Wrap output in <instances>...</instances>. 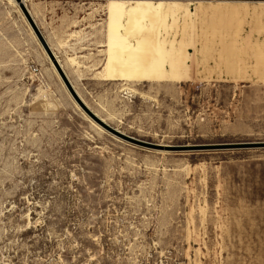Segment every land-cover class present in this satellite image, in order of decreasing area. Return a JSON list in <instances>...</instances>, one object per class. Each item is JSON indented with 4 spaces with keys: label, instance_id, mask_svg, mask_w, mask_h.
I'll list each match as a JSON object with an SVG mask.
<instances>
[{
    "label": "rangeland",
    "instance_id": "1",
    "mask_svg": "<svg viewBox=\"0 0 264 264\" xmlns=\"http://www.w3.org/2000/svg\"><path fill=\"white\" fill-rule=\"evenodd\" d=\"M238 5L198 4L214 16L113 47L160 49L155 74L123 94L144 99L142 119L113 127L164 151L84 115L0 0V264L25 250L30 264H264V148L202 147L264 142V13L230 14L250 10Z\"/></svg>",
    "mask_w": 264,
    "mask_h": 264
},
{
    "label": "crops",
    "instance_id": "2",
    "mask_svg": "<svg viewBox=\"0 0 264 264\" xmlns=\"http://www.w3.org/2000/svg\"><path fill=\"white\" fill-rule=\"evenodd\" d=\"M22 1L27 6L51 49L60 50V56H62V60L68 68V74L67 72L66 74L69 80L84 103L99 118L111 127L117 122H121V120L125 122L142 119L144 99H141L138 94L133 95L132 98L123 95L125 92L128 95L131 94L130 91L133 90L131 83L137 82H127L118 77H107L105 66L109 55L108 49H113L108 44L109 15L106 10L108 0ZM129 1L175 2L189 5V8L198 4L206 6L227 4L237 7H241L238 4H247L251 10L250 15L264 13V0ZM197 13L201 12L189 11V14ZM67 44L70 45L67 46ZM72 49L74 51H71ZM69 58L74 59L76 62L73 63ZM134 87L139 91H145L144 84L135 85Z\"/></svg>",
    "mask_w": 264,
    "mask_h": 264
},
{
    "label": "bare ground",
    "instance_id": "3",
    "mask_svg": "<svg viewBox=\"0 0 264 264\" xmlns=\"http://www.w3.org/2000/svg\"><path fill=\"white\" fill-rule=\"evenodd\" d=\"M8 3L11 4L12 6L17 7V8L19 7L23 16L25 17L22 9L19 6V3H20V4H23L27 8V6L24 4V2L22 0H8ZM106 10H107V13L109 15L108 44L111 45V47L117 46L118 44L120 45L121 43L123 44V42H121L123 40H121V39H127V42H125V45L127 47H129V46L137 47L138 43L128 41L129 38L130 37L137 38V37H141V36L147 37V36L146 35H137V34L134 35V34H131L132 31H141L143 29H150L151 30V29H155L157 26L159 28H162L166 24L167 19H172L173 21H175L174 19L181 17L180 15H182V14L188 15L189 14V6H186V5L183 6L182 3H175V2H172V3H166V2L153 3V2H148V1L108 0ZM204 11L207 12L208 10L204 9ZM250 11L251 10H244L243 9V10H239L237 12H233L230 14L250 15ZM215 12H216L215 13L216 15L227 14L226 12H221L220 10H216ZM25 19H26V17H25ZM26 22H27L26 24H27L28 28L30 29V32L32 33L33 37L35 38L36 43L43 48V46L41 45L39 39L35 35L32 27L29 24L27 19H26ZM68 45H70V44H67V46ZM48 46H49V44H48ZM62 46H64V45H62ZM50 49H51V47H50ZM159 50L160 49H108L109 55H108V59H107V64H106V66L104 65L106 67L107 77H118V78H121L127 82L142 81L144 77L151 76V75L155 74V65L163 62L162 55L155 56L153 54L155 51L158 52ZM51 51L53 52V54L56 58V61L58 62V64L62 68V70L64 71L65 69L62 65V62H61L58 54L55 52L54 49H51ZM71 51H74V50L72 49ZM146 51L151 52V54H153V55L146 57V54H145ZM42 52L45 55V57L49 60L50 57L48 56V54L44 48L42 49ZM161 54H164V53H161ZM70 60L73 63L76 62L74 59H70ZM49 61L52 62L51 59ZM170 63H172V61ZM52 64H53V62H52ZM71 65L73 66V64H71ZM51 67H52V70L54 71L56 77L58 78L59 82L61 83L63 89L65 90V92L68 94L69 97H71L73 99L76 107L79 108L82 111V113H84V115H87L81 109V107L78 105V103L74 100V98L72 97V95L68 91L67 87L65 86L63 80L61 79L57 69L54 66V64L51 65ZM170 68L173 69L174 67H170ZM64 72L66 73V71H64ZM76 93H77V91H76ZM87 117H89V116L87 115ZM89 119L91 121H93L95 124H97L90 117H89ZM97 125L99 127H101L99 124H97ZM101 129H103V128L101 127ZM103 130L105 132H107L105 129H103ZM118 131H120V130H118ZM121 133H123V132H121ZM108 134H110V133H108ZM110 135L113 136L112 134H110ZM113 137H115V136H113ZM115 138L121 140L118 137H115ZM121 141H123V140H121ZM155 145H158L161 148H170L171 147L168 145L167 146L166 145H160V144H155ZM151 150H164V151H166L165 149H151Z\"/></svg>",
    "mask_w": 264,
    "mask_h": 264
},
{
    "label": "water",
    "instance_id": "4",
    "mask_svg": "<svg viewBox=\"0 0 264 264\" xmlns=\"http://www.w3.org/2000/svg\"><path fill=\"white\" fill-rule=\"evenodd\" d=\"M20 2V1H19ZM20 8L22 9L26 19L28 20L29 24L31 25L35 35L39 39L41 45L47 52L48 56L52 60L55 68L57 69L61 79L63 80L65 86L67 87L68 91L74 98V100L78 103V105L81 107V109L91 118L93 119L97 124H99L103 129H105L108 133L112 134L115 137L120 138L121 140L130 143L134 146L147 148V149H155V148H161L158 145L148 143L146 141L128 136L126 134L121 133L117 129L111 127L107 123H105L102 119H100L93 111L82 101V99L79 97V95L76 93L72 83L70 82L69 78L67 77L66 73L62 70L58 62L56 61V58L51 51L50 47L48 46L43 34L35 24L33 18L31 17L29 11L27 8L19 3ZM203 148L211 149V150H218V149H253V148H264V142H251V143H227V144H213V145H204Z\"/></svg>",
    "mask_w": 264,
    "mask_h": 264
},
{
    "label": "snow or ice",
    "instance_id": "5",
    "mask_svg": "<svg viewBox=\"0 0 264 264\" xmlns=\"http://www.w3.org/2000/svg\"><path fill=\"white\" fill-rule=\"evenodd\" d=\"M25 167H27V165H25ZM5 239H7V237H5ZM18 251H19V249H18ZM24 256H25V259H22L20 261V264H30V262L26 259V256H27V251L26 250L24 251ZM68 264H72L71 259L68 260Z\"/></svg>",
    "mask_w": 264,
    "mask_h": 264
}]
</instances>
